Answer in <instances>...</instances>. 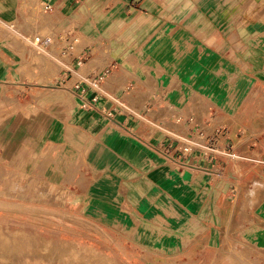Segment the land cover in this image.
<instances>
[{
    "label": "crops",
    "instance_id": "0c3cea01",
    "mask_svg": "<svg viewBox=\"0 0 264 264\" xmlns=\"http://www.w3.org/2000/svg\"><path fill=\"white\" fill-rule=\"evenodd\" d=\"M173 5L180 3L0 0V166L66 191L69 206L87 220L140 228L148 239L168 230L180 242L191 236L195 246L214 249L228 239L231 181H242L249 166L246 176L252 172L250 182L257 179L261 167L242 159L256 162L264 149L241 139L242 161L210 163L201 152L206 141L194 131L211 132L221 126L219 118L231 117L217 96L231 99L239 86L260 93L263 33L230 26L227 18L209 34V15L196 29L197 15L182 20L178 8L168 17L176 24L167 29L166 9ZM180 20H190L189 28L179 30ZM43 32L52 42L40 50L34 39ZM71 45L73 53L64 55ZM82 53L87 59L77 67ZM42 59H54L56 83L43 76L48 67ZM77 84L93 110L84 107ZM191 144L187 162L210 172L193 169L198 174L191 176L158 151ZM226 168L227 176L217 175ZM259 204L253 224L264 221Z\"/></svg>",
    "mask_w": 264,
    "mask_h": 264
},
{
    "label": "rangeland",
    "instance_id": "374dc122",
    "mask_svg": "<svg viewBox=\"0 0 264 264\" xmlns=\"http://www.w3.org/2000/svg\"><path fill=\"white\" fill-rule=\"evenodd\" d=\"M172 1L180 6L167 7L164 21L167 29L176 24L177 18L168 21V17L171 10L178 8L182 20L197 15V23L192 26L196 29L205 26L203 18L209 15L212 25L209 34L218 33L226 25L227 18L230 26L261 31L258 62L263 65L264 0ZM41 8L44 14L43 6ZM182 20L178 23L179 30L188 29L190 20ZM40 35L45 36L36 38L52 36L44 32ZM217 40L216 44H221V39ZM41 61L48 67L43 76L52 79V84L56 83L60 75L54 59ZM254 89L239 86L231 99L215 96L217 104L231 114V117H218V126L230 130L236 145L243 139L247 147L258 145L264 149V87L259 94ZM236 154L239 159H230L228 164L242 160L251 162L254 168L261 167L260 175L250 182L252 172L246 176L249 166L244 169V178L239 183L240 176L232 177L236 181H231L233 185L229 193L228 239L214 249L195 246L191 243V236L180 242L168 230L159 237L154 235L148 239L146 231L140 228L126 231L99 224L93 219L87 220L75 212V207L69 206L66 191L36 180L20 179L0 166V233H3L0 235L7 238L10 245L8 250L0 247V264H44V261L47 264H264V221L253 224V217L257 214H252L254 206L259 203V213H264V164H256L248 158L241 160L237 147ZM257 160L264 161V155ZM79 171L78 165L74 166L69 177H76ZM188 173L191 176L198 174L194 170ZM256 195L260 197L255 198ZM65 248L69 249L68 252Z\"/></svg>",
    "mask_w": 264,
    "mask_h": 264
},
{
    "label": "built area",
    "instance_id": "2783aa9c",
    "mask_svg": "<svg viewBox=\"0 0 264 264\" xmlns=\"http://www.w3.org/2000/svg\"><path fill=\"white\" fill-rule=\"evenodd\" d=\"M46 10H51L52 6L49 4L45 5ZM35 45L38 49H45L46 47L51 45V39H41L36 38L35 39ZM75 42H77L75 40ZM74 46H70L68 52H64V55H67L68 53H73ZM87 59V54L82 53L79 54L76 58V65L77 67H82L85 64V61ZM110 73L109 70L104 71L101 73L100 76L96 78V80L93 82L95 87H99V84L108 76ZM76 90H80L79 97L85 100L86 95V89L82 88L80 84H77L75 86ZM84 107H88L89 109H94L93 106H90L89 102L85 100ZM194 132H197V136H200L204 138L206 141V144L204 145V151L202 152V155L207 157L210 163L217 161L218 159H239L238 155L236 154V144L234 143V139L232 137V133L226 126H219L216 129H213L210 133H203V131L200 129H196ZM243 134V133H242ZM162 146V145H161ZM193 144L188 145L186 147H183L182 149H178L175 147L174 149L166 148L164 146L160 147L158 149L159 153L164 155L169 161L173 162L174 165H177L181 167L182 169L186 170H193V169H199L204 171L205 173L210 172L208 169L198 168L196 164L188 163L187 160L191 154L194 153V148H192ZM256 164H264V161H256ZM264 170V167H263ZM217 175L225 176V169L219 170ZM264 175V171H263Z\"/></svg>",
    "mask_w": 264,
    "mask_h": 264
},
{
    "label": "bare ground",
    "instance_id": "6f19581e",
    "mask_svg": "<svg viewBox=\"0 0 264 264\" xmlns=\"http://www.w3.org/2000/svg\"><path fill=\"white\" fill-rule=\"evenodd\" d=\"M45 4H46V3H45ZM44 39H45V38H44ZM26 40H27V39H26ZM31 40H33V39H31ZM34 40H35V39H34ZM31 43H32V42H31ZM33 45H34V44H33ZM40 50H41V49H40ZM209 132H210V131H209ZM209 132H208V133H209ZM196 147H197V146H196ZM251 192H252V191H251ZM253 192H254V191H253ZM1 233H2V232H1ZM1 233H0V234H1ZM2 234H3V233H2ZM17 235H18V234H17ZM0 236H1V235H0ZM14 236H15V235H14ZM19 236H20V235H19ZM16 237H17V236H16ZM16 237H15V238H16ZM23 237H24V236H23ZM19 238H20V237H19ZM25 239H26V238H25ZM15 240L17 241V239H15ZM20 240H21V239H20ZM33 240H34V238H33ZM13 241H14V239H13ZM22 241H24V239H23ZM25 241H26V240H25ZM26 242H27V241H26ZM7 243H8L7 238L4 239V238L1 236V238H0V245H1V246H0V247L3 246V247H4L5 249H7V250L10 249V245H8ZM18 244H19V242H18ZM20 244H21V243H20ZM15 245H16V244H15ZM15 245H14V247H15ZM16 246H17V245H16ZM21 246H22V245H21ZM3 247H2V250H4ZM18 247H19V246H18ZM23 247H24V246H23ZM23 247H22V248H23ZM66 247H68V246H66ZM15 249H17V248H15ZM37 249H38V248H37ZM37 249H34V250L36 251ZM60 249H61V248H60ZM63 249H64V248H63ZM63 249H62V250H63ZM65 249H66V248H65ZM66 250H67V249H66ZM66 250H65V251H66ZM68 250H69V249H68ZM68 250H67V252H68ZM5 251H6V250H5ZM5 251H4V252H5ZM0 252H2V251H0ZM26 252H28V251H26ZM63 253H64V252H63ZM65 253H66V252H65ZM44 264H47L46 261H44Z\"/></svg>",
    "mask_w": 264,
    "mask_h": 264
}]
</instances>
